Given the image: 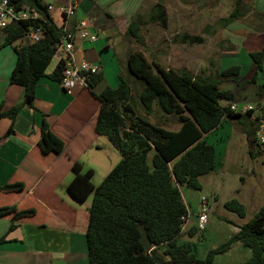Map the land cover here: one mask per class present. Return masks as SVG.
Listing matches in <instances>:
<instances>
[{"label": "trees", "instance_id": "16d2710c", "mask_svg": "<svg viewBox=\"0 0 264 264\" xmlns=\"http://www.w3.org/2000/svg\"><path fill=\"white\" fill-rule=\"evenodd\" d=\"M7 2L15 12L28 8L38 15L36 19L10 20L0 30V50L11 47L16 57L9 85L23 89L21 107L33 108L38 82L43 78L56 83L61 80L65 61H56L50 74L46 71L65 32L54 23L47 11L49 3L44 0ZM155 10L154 20L166 26L164 8L158 3L154 5ZM33 27L40 28L42 36L37 42L27 44L25 39ZM139 32L140 25L132 21L126 35L139 39ZM181 40L203 43L200 36L182 35ZM248 55L255 74L264 73V48ZM125 70L142 85L137 98H133V82L121 74L115 88L107 86L100 93H94L93 89L103 79L99 72L91 76L88 87L81 89L88 90L101 104L95 133L105 137L122 157L98 187L92 184V170H83L78 161L72 164L73 178L66 186L67 192L79 203L92 196L84 234L86 264H215L214 257L228 252L236 243L250 251V257L241 264H264V202L249 222L225 243L208 251L203 259H199L189 245L177 243L188 214L179 188L199 190V178L213 172L217 165V151L206 136L218 130L225 117L242 119L253 114V110L247 115L231 113L227 103L232 100V94L219 90L225 81L239 87L246 84L240 68L229 67L214 75L194 76L186 70L150 63L141 52H131ZM251 80L255 83L254 76ZM263 92L264 83L257 96L261 97ZM137 101L144 111L143 116L139 115ZM154 105L163 114L177 119V130L149 121ZM21 107L0 111V118L10 120L5 136L13 133V122ZM262 119L256 117L254 126ZM39 132L37 147L42 155H58L63 151L64 143L51 132L44 119ZM24 187L20 182L4 184L0 186V195L21 193ZM224 208L239 218L246 215L244 207L236 201L226 202ZM36 214L34 208L0 207V219L10 218L7 233L0 237V247L20 221ZM194 231L191 229L189 236H193ZM143 233L152 249L150 252L141 243Z\"/></svg>", "mask_w": 264, "mask_h": 264}, {"label": "rangeland", "instance_id": "374dc122", "mask_svg": "<svg viewBox=\"0 0 264 264\" xmlns=\"http://www.w3.org/2000/svg\"><path fill=\"white\" fill-rule=\"evenodd\" d=\"M78 1L111 16L107 17L108 24H105L109 29L110 39L101 32H91L96 40L94 61L110 72L115 67L120 68L121 75L133 82V98H137L142 85L126 73V59L131 52H141L150 63L179 71L186 70L194 76L214 75L229 67H239L244 75L249 72L251 65L248 56L250 48L255 49L252 52H257L260 44L264 45V17L255 11H260L258 8L264 10V0H255L256 4L254 0ZM158 3L165 10L166 26L153 18L156 12L154 5ZM104 19L94 20V23L104 22ZM132 21H137L140 25L139 39L126 35L127 27ZM182 35L200 36L203 43H185L181 40ZM107 39L111 40V43L108 42L111 46L109 51H100ZM55 64L56 60L53 58L46 73L50 74ZM112 77L114 79L113 72ZM256 77L255 83H246L242 87L231 81L220 84L219 90L230 92L236 104L251 106L253 114L242 119L232 118L234 122L228 126L226 124L225 128L223 125L207 137V141L217 151L216 168L199 178V190L179 188L188 218L177 243L189 245L199 259L205 258L208 251L235 235L253 218L264 202V148H260L259 138L255 136L261 121L258 126H254L256 117L261 118L264 114V92L261 97L257 96L259 87L264 83V73H257ZM107 81L115 87L119 82L118 77L114 82L110 79ZM78 91L79 89H74L69 94L74 96ZM136 104L139 115L143 116L144 111L138 101ZM148 119L170 130H177L179 127L175 117L163 114L156 105ZM262 120L264 123V116ZM79 156L78 161L82 163L83 170H92V184L95 187L102 183L122 159L119 152L102 136L98 137L90 150ZM147 163L151 165V154L148 155ZM72 176L73 172L67 175V179L57 189L58 195L72 208L86 211L91 207L92 196L79 203L65 190V185ZM202 198L207 200L210 211L204 230L200 232L196 227V216L200 212ZM229 201H236L244 207V218H239L224 208V204ZM191 229H195L193 236L188 234ZM82 247L86 249L85 240ZM248 257L250 251L236 243L228 252L216 255L214 263L241 264Z\"/></svg>", "mask_w": 264, "mask_h": 264}, {"label": "crops", "instance_id": "0c3cea01", "mask_svg": "<svg viewBox=\"0 0 264 264\" xmlns=\"http://www.w3.org/2000/svg\"><path fill=\"white\" fill-rule=\"evenodd\" d=\"M46 2L53 6L60 3L59 0ZM76 2L78 8L75 15L69 19L65 20L63 15L56 11L51 12L50 16L54 23L62 27L64 32L72 33L80 20L92 21L89 31L101 32L108 35L110 39L106 25L107 17L111 18V16L106 12L101 13L100 10L85 2L78 0ZM258 9L260 11L255 9L257 14L264 17V10ZM102 18H105L104 22L94 23V20ZM109 39L100 51H109L111 47L108 44V42L111 43ZM94 44L80 41L75 36L73 45L76 62L84 61L90 65L99 66L96 64L99 62L94 61L96 55ZM252 45L258 47L255 43ZM263 47L264 45L260 44L258 50L261 51ZM252 50L255 49L251 47L249 53ZM15 59V53L11 47L0 50L1 112L21 107L23 103V89L9 85V76L14 68ZM98 68L104 79L93 89L94 93H100L104 87H110L109 85H111L110 88H115L107 79L113 82L117 80L121 69L115 67V70L110 72L105 66ZM240 75L245 83H252L253 76L255 82L257 81V74L252 63L249 72L242 75L240 71ZM70 92L62 90L58 83L43 78L35 89L33 108H20L14 119L11 135L5 136L10 120L0 118V186L17 182L25 186L21 193L0 195V207L34 208L37 212L35 217L20 221L17 228L6 236V242L0 247V264L87 263V249L82 247L87 227V210L79 211L72 208L58 195L57 189L72 172V164L78 161L79 154H85L98 139L99 135L95 133L94 128L101 104L91 96L88 90L79 89L74 96L70 95ZM231 103L236 104L231 100L227 105ZM221 104L226 105L224 101ZM261 116L263 117L264 114ZM42 119L49 124L51 132L64 143V149L58 155H42L37 147ZM232 122L234 119L225 117L219 129L223 125L225 128L226 124L228 126ZM254 132L253 129V134ZM210 135L212 134L207 135L206 138ZM66 186L67 184L65 190ZM9 226V217L0 219V237L7 233Z\"/></svg>", "mask_w": 264, "mask_h": 264}, {"label": "built area", "instance_id": "2783aa9c", "mask_svg": "<svg viewBox=\"0 0 264 264\" xmlns=\"http://www.w3.org/2000/svg\"><path fill=\"white\" fill-rule=\"evenodd\" d=\"M60 3L53 6L48 5L47 11L49 13L56 11L60 15H63L64 19H69L75 15V12L78 8L76 0H59ZM36 19L38 18L37 13L34 11L28 10V8H23L20 12H15V10L9 6L7 0H0V30L6 27L7 23L10 20L19 21L26 19ZM92 21L80 20L74 32L69 33L65 32V37L63 41L56 46V53L54 59L56 61L63 60L65 61L64 68L61 72V80L58 83L60 88L66 92H70L74 89H83L88 87V82L92 75L99 73V68L94 65H90L84 61L76 62L74 57V37L76 36L80 41H85L88 43H94L95 37L89 31V25ZM42 36V30L40 28L33 27L29 32L27 39L29 42H37ZM228 108L231 113L237 115H247L252 111V107L249 105L241 104H229ZM255 136L259 138L260 148H264V123L261 122L258 130L255 133ZM209 207L207 205V200L202 198L200 200V212L196 216L197 229L202 232L204 226L208 221ZM188 218L184 219L185 221ZM183 228V227H182Z\"/></svg>", "mask_w": 264, "mask_h": 264}, {"label": "water", "instance_id": "95a60500", "mask_svg": "<svg viewBox=\"0 0 264 264\" xmlns=\"http://www.w3.org/2000/svg\"><path fill=\"white\" fill-rule=\"evenodd\" d=\"M25 42L28 44L29 43V40L26 38L25 39ZM141 243L144 245V248H145V250L147 252H150L152 250L151 247H150V245L148 244V242L146 240V237H145L144 233L141 234Z\"/></svg>", "mask_w": 264, "mask_h": 264}]
</instances>
